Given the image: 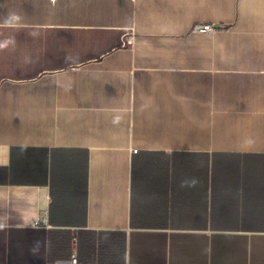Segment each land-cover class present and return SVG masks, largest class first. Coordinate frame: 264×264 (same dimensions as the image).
<instances>
[{
	"label": "crops",
	"instance_id": "1",
	"mask_svg": "<svg viewBox=\"0 0 264 264\" xmlns=\"http://www.w3.org/2000/svg\"><path fill=\"white\" fill-rule=\"evenodd\" d=\"M73 253L264 264V0H0V264Z\"/></svg>",
	"mask_w": 264,
	"mask_h": 264
},
{
	"label": "built area",
	"instance_id": "2",
	"mask_svg": "<svg viewBox=\"0 0 264 264\" xmlns=\"http://www.w3.org/2000/svg\"><path fill=\"white\" fill-rule=\"evenodd\" d=\"M212 26L206 25L203 27V30H211ZM78 256L76 253L72 254V259H71V263L73 264H77L78 263Z\"/></svg>",
	"mask_w": 264,
	"mask_h": 264
}]
</instances>
